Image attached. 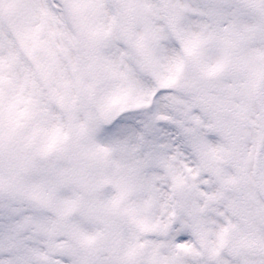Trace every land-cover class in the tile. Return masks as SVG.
<instances>
[{"label": "snow or ice", "instance_id": "obj_1", "mask_svg": "<svg viewBox=\"0 0 264 264\" xmlns=\"http://www.w3.org/2000/svg\"><path fill=\"white\" fill-rule=\"evenodd\" d=\"M0 264H264V0H0Z\"/></svg>", "mask_w": 264, "mask_h": 264}]
</instances>
